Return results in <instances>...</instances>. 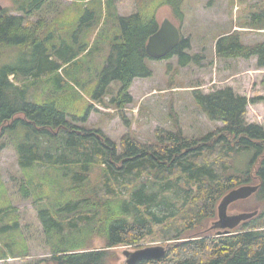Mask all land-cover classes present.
Instances as JSON below:
<instances>
[{
    "label": "trees",
    "instance_id": "trees-1",
    "mask_svg": "<svg viewBox=\"0 0 264 264\" xmlns=\"http://www.w3.org/2000/svg\"><path fill=\"white\" fill-rule=\"evenodd\" d=\"M11 1L18 14L0 10V133L12 140L24 176L22 195L45 202L37 212L51 250L32 264H106L116 247H139L148 238L167 243V254L136 264H264V127L246 119L247 105L264 104V93L247 98L230 86L208 92L194 88L196 105L222 126L189 138L171 110L175 130L157 129L150 144L129 133L117 143L99 128L84 126L90 103L77 112L82 94L73 85H83L92 100H99L112 82H119L110 104L122 109L132 102L133 80L153 75L148 61L154 59L145 45L159 27L157 8L168 5L181 22L184 0H146L129 14L118 11L120 0H70L82 7L94 2L79 27L94 21V44L98 40L108 46L88 89L79 72L92 47L84 42L75 48L64 38L76 21H69L71 27L66 22L62 35L53 19L50 28H43L41 18L30 27L26 17L39 13L49 0ZM247 25L264 29V3L249 12ZM190 48V39L181 34L162 59L176 56L181 67L198 65L203 56L190 54ZM214 49L219 59L254 57L264 67V40L243 43L240 32L233 31L220 35ZM43 79L54 91L37 99L30 89ZM121 118L126 120L123 114ZM240 154L248 156V163L234 173L233 161ZM95 169L98 181L91 185ZM243 184L259 185L252 195L261 204L259 213L230 234L201 233L217 218L223 195ZM10 215L7 207L0 209V260L7 250L13 257L26 255L14 251L16 240L9 242L18 230L16 219L7 221ZM92 234L104 238L102 248L86 244Z\"/></svg>",
    "mask_w": 264,
    "mask_h": 264
},
{
    "label": "rangeland",
    "instance_id": "rangeland-1",
    "mask_svg": "<svg viewBox=\"0 0 264 264\" xmlns=\"http://www.w3.org/2000/svg\"><path fill=\"white\" fill-rule=\"evenodd\" d=\"M151 1V0H148ZM146 0H120L118 11L121 14H129L137 7H144ZM264 0H184L182 4L183 19L180 22L172 13L168 5L162 4L156 10V19L160 23L168 18L179 25L181 34L188 37L191 42L190 54L202 55L199 64H189L181 67L178 65L176 56L168 59H156L148 61L153 75L148 78L134 79L132 82V102L127 103L122 109H117L110 104V98L120 87L119 82H112L108 93L99 100H92L90 94H86L83 85L71 84L82 94L77 104V112L81 111L88 103L92 105L88 119L83 123L86 127L99 128L105 135L119 143L121 138L129 133L141 143L150 144L154 141L157 129L175 130L173 118L170 113H175L178 125L186 137H200L208 131L216 130L222 126L219 121L209 120L199 109L193 99L192 91L199 88L203 92L226 86L247 98L264 93V67L256 65V59L233 58L222 60L216 57L215 42L223 33L233 31L240 32L243 43H253L264 40V29L248 27L247 18L251 10L263 5ZM3 8L9 13L18 14L11 0H0ZM87 5V6H86ZM94 2L84 4H71L70 0H49L39 13H32L26 17L27 25L36 26L41 18L43 28L51 27V20L56 23V32L62 35L66 22L76 21L73 30H65L69 42L75 48H79L88 42L92 47L89 54L81 59L82 66L79 72L85 88H91V82L95 72L102 66L103 56L107 54V44L102 41L95 42L97 32L93 22L87 27H79L81 18L85 20L93 9ZM103 13L106 6L103 5ZM78 13L80 14L77 18ZM77 19V20H76ZM53 26V25H52ZM78 26V27H77ZM69 27L71 25L69 24ZM95 32V33H94ZM106 32V31H104ZM76 37V38H75ZM60 40V39H58ZM78 49V50H79ZM91 82V83H90ZM52 84L43 79L40 84L30 89L36 98H46L52 95ZM41 99V98H40ZM173 110V112L171 111ZM124 115L126 120L121 118ZM246 119L264 127V104L262 102L249 103L246 108ZM127 121V122H125ZM127 123V124H126ZM248 163V156L237 155L233 161L234 173L240 171ZM99 171L95 169L91 174V185L98 181ZM24 176L17 164V156L12 140L7 135L0 133V209L7 207L11 213L9 220L18 221V230L9 241L16 240L17 253H26L25 256L13 257L9 254L6 259L0 260V264H32L37 260L45 259L51 250V243L46 241L41 223L38 220L37 208L45 204L44 201L37 203L33 196L22 195ZM252 183V182H251ZM47 200V199H44ZM179 200V199H178ZM57 202L53 199L51 202ZM261 204L256 197L251 196L245 200L237 201L228 207V214L258 210ZM6 221V220H5ZM210 220L204 230L212 226ZM264 222V215L261 217ZM2 221H0L1 223ZM215 231V230H214ZM1 234V233H0ZM105 240L97 234H92L87 243L93 249L104 246ZM152 245L167 246L160 240L148 238L139 243V247L120 245L110 251L106 264H126L124 251H133ZM1 246V238H0ZM43 264V263H40Z\"/></svg>",
    "mask_w": 264,
    "mask_h": 264
},
{
    "label": "water",
    "instance_id": "water-1",
    "mask_svg": "<svg viewBox=\"0 0 264 264\" xmlns=\"http://www.w3.org/2000/svg\"><path fill=\"white\" fill-rule=\"evenodd\" d=\"M180 39L181 32L178 26L170 19L165 18L159 23L158 29L148 37L145 45L146 54L154 60L162 59L173 51ZM258 187V184H243L225 193L217 204V218L212 222L211 227L201 233L211 231L216 235L230 234L241 223L255 217L259 213L258 210L228 214V207L237 201L251 197L256 193ZM168 247V245H152L133 251L125 250L126 264H136L144 260H161L167 254Z\"/></svg>",
    "mask_w": 264,
    "mask_h": 264
},
{
    "label": "crops",
    "instance_id": "crops-1",
    "mask_svg": "<svg viewBox=\"0 0 264 264\" xmlns=\"http://www.w3.org/2000/svg\"><path fill=\"white\" fill-rule=\"evenodd\" d=\"M136 79V78H135ZM137 79H139V78H137ZM132 90V85H131V89H130V91ZM131 94V93H130Z\"/></svg>",
    "mask_w": 264,
    "mask_h": 264
}]
</instances>
